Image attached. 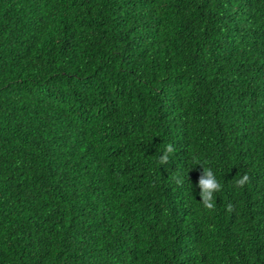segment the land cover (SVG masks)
I'll use <instances>...</instances> for the list:
<instances>
[{
    "label": "trees",
    "instance_id": "obj_1",
    "mask_svg": "<svg viewBox=\"0 0 264 264\" xmlns=\"http://www.w3.org/2000/svg\"><path fill=\"white\" fill-rule=\"evenodd\" d=\"M0 264H264V0H0Z\"/></svg>",
    "mask_w": 264,
    "mask_h": 264
},
{
    "label": "clouds",
    "instance_id": "obj_2",
    "mask_svg": "<svg viewBox=\"0 0 264 264\" xmlns=\"http://www.w3.org/2000/svg\"><path fill=\"white\" fill-rule=\"evenodd\" d=\"M175 149L171 144L166 146V150L160 156V163L164 164L169 162V155L174 153ZM250 177L247 174L242 175L239 179L235 181V186L243 187L246 183H248ZM178 184L182 183L180 179L176 181ZM198 186L200 189V198L203 206L208 210H213L215 208L214 203V194L222 190V185L216 179L213 171L210 168L203 169V173L200 175L198 180ZM233 209L232 204L227 205V210L231 212Z\"/></svg>",
    "mask_w": 264,
    "mask_h": 264
}]
</instances>
